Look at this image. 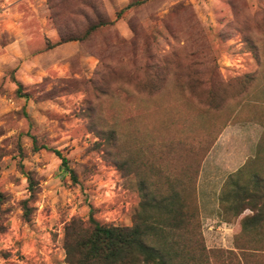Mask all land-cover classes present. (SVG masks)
<instances>
[{
    "label": "rangeland",
    "instance_id": "374dc122",
    "mask_svg": "<svg viewBox=\"0 0 264 264\" xmlns=\"http://www.w3.org/2000/svg\"><path fill=\"white\" fill-rule=\"evenodd\" d=\"M137 1L0 0V264H68L67 228L91 211L132 226L155 165L195 187L207 249L264 264V235L239 236L256 212L228 210L234 180L264 179V0H145L119 15Z\"/></svg>",
    "mask_w": 264,
    "mask_h": 264
},
{
    "label": "trees",
    "instance_id": "16d2710c",
    "mask_svg": "<svg viewBox=\"0 0 264 264\" xmlns=\"http://www.w3.org/2000/svg\"><path fill=\"white\" fill-rule=\"evenodd\" d=\"M144 2L130 3L119 15ZM102 25L91 26L82 39ZM32 143L34 151L48 149L44 145L38 146L34 137ZM53 152L62 160L72 180L77 182L68 159L59 150ZM155 167L154 174L159 179H141L139 182L141 201L132 226L103 225L93 217L92 211L88 222L74 220L70 224L65 239L68 264H240L237 260L240 255L237 253L209 250L204 245L199 210L192 199L195 187H189L184 182V170L181 176L173 179L164 173L165 166ZM28 183L30 196L22 203L26 220L31 215L32 199L37 192V184L31 176H28ZM232 183L236 187L235 202L228 210L235 216L248 208L256 212L242 220L239 236L247 243L257 238L256 243L260 245L264 235V204L259 205V200L264 198V179L257 178L251 183V188L241 185L237 180ZM244 194L251 196L245 199ZM2 199L0 193V203ZM236 243V248L241 249L239 238ZM215 257L217 263L214 262Z\"/></svg>",
    "mask_w": 264,
    "mask_h": 264
}]
</instances>
